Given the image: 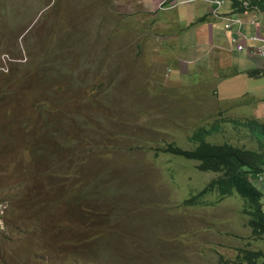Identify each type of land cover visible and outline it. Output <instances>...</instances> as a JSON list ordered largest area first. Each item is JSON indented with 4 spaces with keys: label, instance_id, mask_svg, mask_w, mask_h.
Wrapping results in <instances>:
<instances>
[{
    "label": "rangeland",
    "instance_id": "obj_1",
    "mask_svg": "<svg viewBox=\"0 0 264 264\" xmlns=\"http://www.w3.org/2000/svg\"><path fill=\"white\" fill-rule=\"evenodd\" d=\"M189 5L198 3L0 0V264H229L239 247L264 251L238 193L187 201L220 173L162 150L192 149V135L213 125L207 141L257 149L241 123H264L263 75L186 58L197 37L195 24L181 32ZM59 137L67 149L48 153ZM252 181L264 195V173ZM57 194L60 229L80 231L77 263L48 259L36 242L41 201Z\"/></svg>",
    "mask_w": 264,
    "mask_h": 264
},
{
    "label": "trees",
    "instance_id": "obj_2",
    "mask_svg": "<svg viewBox=\"0 0 264 264\" xmlns=\"http://www.w3.org/2000/svg\"><path fill=\"white\" fill-rule=\"evenodd\" d=\"M251 5L256 6L257 9L264 12V0H252ZM232 6L234 8L236 7L237 11H243L241 0H232ZM50 73L54 75V73L49 70L40 71L38 74L43 80H39L43 84L49 85V83H53L54 79ZM247 75L250 77L264 76V68L248 70ZM59 99L58 96L53 98V103L51 105L54 107L46 112L47 114L58 111L55 107L58 105ZM43 103L44 105L48 104L47 100H43ZM94 108L95 107H88V115L89 113H92L91 116L93 117V114L95 113ZM78 118L81 120L85 119L86 122L88 121V118L84 114H80ZM87 123L86 128L89 127V122ZM241 125L247 128V130H249L257 139V149L245 148L228 142L214 144L207 141L205 137L217 129V126L213 125L210 128L201 127L192 135V140L196 143L192 149H184L173 143H168L162 148V150L176 156L196 161V167L200 171H213L220 173V175L211 179L200 191L187 199V201L195 203L201 196L213 190H217L221 197L229 196L233 192H236L245 201L242 210L249 217L248 226L251 229V233L264 239V195L252 181V178L255 175L264 173V123L252 118L242 122ZM48 126L49 123L47 124V127ZM57 132L58 131L49 132V134ZM64 133L65 132H63V135H65ZM84 139L85 138H83V140ZM83 140L81 139V141ZM61 141L62 138L60 139V137L54 141V143L58 145L55 146L54 150H51L49 144H47L46 150L48 149V153L55 155L56 150L60 151V148L67 149L60 147ZM64 144L66 146L69 145L67 142H64ZM68 150H71V148ZM65 158H67L70 163L71 157L66 156ZM75 161L76 158L71 166L68 165L65 167L69 172V175L72 177L76 174V169L72 168ZM58 164L64 167V158L60 157V163L58 162ZM55 168L57 167L54 164L52 169ZM93 174L94 173H90L87 177L89 178ZM57 176L61 182L62 177L60 175ZM65 190H69V193H71L73 188H66ZM60 198H62L61 195L57 194L48 196L45 200L41 201L44 208L38 212L39 217H37V221L35 222L37 223V232L42 238L37 239L36 242L38 247L44 250L48 259H54L57 262L69 260L77 263L76 260L79 259V253L76 249L73 251L74 247L71 246L73 245L74 239L80 237V231L73 229L71 226L66 227L65 231L60 229ZM25 205H28V200H22L21 202L19 213L17 214L18 217L16 218V228L18 230H23L21 223L26 217V212L23 213L22 210L25 208ZM10 225L12 224L10 223ZM67 236L71 237V239H67ZM23 250V253L28 254L27 249ZM89 256L91 255L88 252V257ZM88 259H90V257ZM224 262L229 264H264V251L261 249L239 247L237 248L235 259L231 261L224 260ZM85 264H88V261H85Z\"/></svg>",
    "mask_w": 264,
    "mask_h": 264
},
{
    "label": "crops",
    "instance_id": "obj_3",
    "mask_svg": "<svg viewBox=\"0 0 264 264\" xmlns=\"http://www.w3.org/2000/svg\"><path fill=\"white\" fill-rule=\"evenodd\" d=\"M148 2L155 3L159 0H145ZM180 1V2H179ZM224 4L218 11L217 15H213L210 12V7L204 0H190L188 2H182L178 0L177 4L174 7L166 6L163 8L165 9H172L177 7L181 4H193L198 3V5L193 6L189 5L190 7V14L188 18V22L181 28V32L189 31L190 27L195 24L197 28L195 29L197 37L192 43L190 38V44L187 45L185 48L186 50V58L189 61H192L195 66H199L200 70L205 69V65H225L233 67V71L231 73H235L236 75H247V71L255 68L262 69L263 65L256 59L253 55H250L248 49L246 47L242 49L234 48L230 45L229 41V34L224 29L225 19L223 18L224 15H232L233 17H240L244 21V33L247 36L257 35L262 36L263 32V24H264V14L255 10L252 14L256 18L257 21H262V23L249 25L248 19L249 15L241 14L240 11L236 10L232 6V0H224ZM195 9V10H194ZM197 9H202L201 12H198ZM219 28L216 32V27ZM194 26V25H193ZM235 27L231 28L233 31ZM217 34V42L213 39V36ZM243 45H254L255 43L246 41L241 42ZM208 45V49L201 50L204 46ZM212 50H215V53L212 54ZM208 70H210L208 68Z\"/></svg>",
    "mask_w": 264,
    "mask_h": 264
},
{
    "label": "built area",
    "instance_id": "obj_4",
    "mask_svg": "<svg viewBox=\"0 0 264 264\" xmlns=\"http://www.w3.org/2000/svg\"><path fill=\"white\" fill-rule=\"evenodd\" d=\"M182 2H188L190 0H181ZM210 7V12L213 15H217L218 11L224 4V0H204ZM178 0H161V5H168L170 7H174L177 4ZM180 2V1H179ZM252 0H241V6L243 11H240L241 14L249 15L248 24L254 25L256 23L260 24L262 21H257L254 15L252 14L255 10H258L256 6L251 5ZM264 14V12H262ZM223 18L225 19L224 29L229 34V41L233 45L234 48L242 49L246 47L250 55H253L258 61L263 65L264 68V24H263V34L262 36L251 35L247 36L244 33V21L240 17H233L232 15H224ZM233 31L229 32L231 28ZM250 41L255 43L254 45H243L241 42Z\"/></svg>",
    "mask_w": 264,
    "mask_h": 264
}]
</instances>
